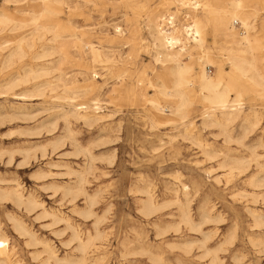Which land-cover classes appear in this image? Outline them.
<instances>
[{"label": "rangeland", "instance_id": "obj_1", "mask_svg": "<svg viewBox=\"0 0 264 264\" xmlns=\"http://www.w3.org/2000/svg\"><path fill=\"white\" fill-rule=\"evenodd\" d=\"M242 1L261 67L264 0ZM222 5L0 0V264H264V99L248 92L226 124L219 112L207 121L198 97L175 115L174 63L154 61L167 30L180 61L190 54L198 71L207 57L209 74L221 65L224 82L235 78L231 58L250 53L243 28L225 37Z\"/></svg>", "mask_w": 264, "mask_h": 264}, {"label": "bare ground", "instance_id": "obj_2", "mask_svg": "<svg viewBox=\"0 0 264 264\" xmlns=\"http://www.w3.org/2000/svg\"><path fill=\"white\" fill-rule=\"evenodd\" d=\"M216 1H218V0H216ZM221 1L224 3V5L220 6L218 8L219 10L216 11V13L219 14V16L218 15L217 16L218 17H220V16H222V17L229 16L231 18V22L229 24V33H227L226 31H224V28L222 27V29L224 31L225 37H227V34L229 36H231V34L234 35L235 34V32L233 31L234 28H237L238 30H241V28H243V30H241L240 32H238V36H240V40H239V42L238 41L237 42L240 45H244L245 50L248 53H250V58L249 59H246V58H244L242 56H235V57L231 58V67L234 68L235 71H236V74L233 73V74H235V78L232 77L229 81L226 80L224 82V80H223L224 73H223V70H222L221 65L218 67V69L216 70V72L213 75L209 74V72H207V70H206V65L207 64L210 65L211 60H209L207 57L203 59L204 61H202V63L200 64V69L198 71H195L194 70V66H193V62L191 60V55L190 54H188L187 60L180 61L178 59V55H179V52L181 50H183V48H179L178 50H174V47H175L174 45L178 42L179 39L178 38H175L174 36H172L171 35V32H169L167 30L157 29L156 36H155V41L157 42V45L155 46L156 47V51H155V56H154L155 57L154 58L155 60L154 61L158 60V58L164 57L166 60H171L174 63V65L172 67V72L175 75V79H174V82H173V91L170 92L173 95V97L176 98V100H175V107L172 110V113L173 114L178 115V116H181L182 113H183V111H184V109H185L184 106L187 104V102L189 100H191V99H196L198 97L201 100L202 104H203V111H202L203 112V117L207 121H209V120L210 121H213L212 116H214V114L216 112H219L220 113V116L222 117V120H223L222 123L226 124V123L230 122L235 116H237L240 113V111L242 109V101L244 100V97L245 96H248V92H252V94H254L255 96H258L259 99H264V61L261 62V67H259V64H258L259 57L257 55H255V53H254L255 51H258L259 50V46L257 44L256 39H254V37L251 34V30H253L255 28V26L253 24V21H252V18H253V15H254V12L252 11V9H250L246 5V3L244 1H242V0H221ZM194 3L196 4V6L199 5V3H197V2H194ZM104 4H106V3H104ZM102 12H104V11H102ZM169 19L172 20L173 17H169ZM170 23L172 24V21ZM236 23H237V25H236ZM187 28L188 29H187V32L186 33L188 34V37L191 38V41L194 42V44L198 47V49L201 48L203 46V39H202V34H200V31L198 29H194V26L193 25H190ZM200 35H201V37H200ZM13 40H15V39H13ZM90 51H91V55H92V61L98 62V63H105L106 62L102 58V53H101V51L97 47L91 46L90 47ZM38 52H40V51H38ZM234 52H236V51H234ZM32 69H34V68L32 67ZM7 74H9V73H7ZM54 76H55V74H54ZM234 80H236L237 84H233V81ZM149 83H151V82H149ZM195 85H197L199 87V89H198L199 90V93L198 94H196V92L194 90V86ZM53 88H55V87H53ZM41 91H43V90H41ZM61 96H62V93H61ZM152 104H153V106L158 111H163V108L159 105V102L158 101L154 100V101H152ZM80 105H83V104H78V103L77 104H73L71 102V106L73 108H75L73 111H75L77 109H81V108H86V106H80ZM92 105H94V109H96V110L97 109H100V107H101V106H98L97 99L92 100ZM50 109H51V107H50ZM71 110H72V108H71ZM82 116H86V115L84 114ZM181 117H183V116H181ZM207 127H209V126H207ZM186 130H187V127H186ZM170 139H171V137H170ZM255 153H258V152H255ZM257 163L259 164L260 167H262L260 161H258ZM257 177H259V176H257ZM263 179H264V177H263ZM14 195H15L16 199L19 202L22 201L23 194H22V192L18 188H16L14 190ZM26 202L28 204L35 203L30 198H27L26 199ZM152 203H154V202H152ZM147 205L148 204L146 203V208H147ZM152 207H153V205H152ZM153 208H155V207H153ZM160 208H161V204H160L159 209ZM144 209H145V207H144ZM142 210H143V208H142ZM247 210H248V208H247ZM148 211H151V209L148 210ZM154 211H156V209ZM153 212H152V214H153ZM144 213H145V211H144ZM147 213H150V212H147ZM87 214H89V212H87ZM181 214L184 217V220L185 221H187V222H190L191 221L190 218H189V213L187 211H184ZM147 215H149V214H147ZM170 215H172V214H170ZM213 215H215V214H213ZM169 224H168V226H169ZM152 225H153V223H152ZM17 226L20 227L19 226V222H18V225ZM25 233H27V232H25ZM74 236H75V238H77L79 240V238H78V236L76 234H74ZM191 236H192V234H191ZM198 242H199V240H198ZM185 243H187V242H185ZM200 243H201V240H200ZM88 244H89V240H87V242H80L79 245H78L79 250L82 253H85V250L87 249ZM155 255H156V253H155ZM84 260L85 259L83 257L82 258V261H84Z\"/></svg>", "mask_w": 264, "mask_h": 264}, {"label": "built area", "instance_id": "obj_3", "mask_svg": "<svg viewBox=\"0 0 264 264\" xmlns=\"http://www.w3.org/2000/svg\"><path fill=\"white\" fill-rule=\"evenodd\" d=\"M236 25H237V23H236Z\"/></svg>", "mask_w": 264, "mask_h": 264}]
</instances>
